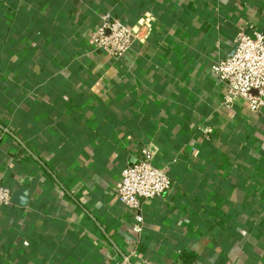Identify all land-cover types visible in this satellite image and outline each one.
I'll list each match as a JSON object with an SVG mask.
<instances>
[{
  "label": "crops",
  "instance_id": "1",
  "mask_svg": "<svg viewBox=\"0 0 264 264\" xmlns=\"http://www.w3.org/2000/svg\"><path fill=\"white\" fill-rule=\"evenodd\" d=\"M106 12L153 30L113 58ZM263 28L264 0H0V264H264V109L211 69ZM143 147L173 184L136 233L117 185Z\"/></svg>",
  "mask_w": 264,
  "mask_h": 264
},
{
  "label": "built area",
  "instance_id": "2",
  "mask_svg": "<svg viewBox=\"0 0 264 264\" xmlns=\"http://www.w3.org/2000/svg\"><path fill=\"white\" fill-rule=\"evenodd\" d=\"M101 20L89 33L88 43L120 59L138 41L149 37L155 17L147 12L136 24L128 25L111 12H106L101 15ZM236 44L238 46L232 56L217 60L211 67L226 87L223 104L232 107L237 99H242L251 111L260 112L264 109V28L256 31L254 36L240 31ZM210 132L204 129L206 139L210 138ZM172 184L169 171L155 162V152L150 147H143L135 162L122 170L117 196L133 213L134 232L143 231L142 199L162 197L171 190ZM11 203L12 190L0 174V213ZM24 244L28 245V241ZM123 262L131 264L129 257H125ZM172 264L190 263L178 260Z\"/></svg>",
  "mask_w": 264,
  "mask_h": 264
},
{
  "label": "water",
  "instance_id": "3",
  "mask_svg": "<svg viewBox=\"0 0 264 264\" xmlns=\"http://www.w3.org/2000/svg\"><path fill=\"white\" fill-rule=\"evenodd\" d=\"M237 44H235V46L233 47V49L230 51V53L228 54V56L227 57H229V56H232L234 53H235V51H236V49H237Z\"/></svg>",
  "mask_w": 264,
  "mask_h": 264
}]
</instances>
